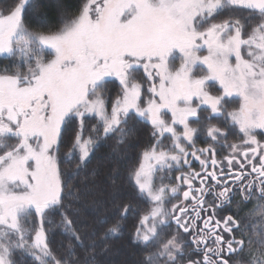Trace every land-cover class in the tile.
<instances>
[{
  "label": "snow or ice",
  "instance_id": "snow-or-ice-1",
  "mask_svg": "<svg viewBox=\"0 0 264 264\" xmlns=\"http://www.w3.org/2000/svg\"><path fill=\"white\" fill-rule=\"evenodd\" d=\"M0 5V264H111L101 257L132 206L82 235L64 201L79 199L70 181L101 143L133 147L141 123L155 142L131 175L151 205L130 236L137 264H264V0H84L75 15L63 0L54 14L41 0ZM54 229L68 241L59 255Z\"/></svg>",
  "mask_w": 264,
  "mask_h": 264
},
{
  "label": "trees",
  "instance_id": "trees-1",
  "mask_svg": "<svg viewBox=\"0 0 264 264\" xmlns=\"http://www.w3.org/2000/svg\"><path fill=\"white\" fill-rule=\"evenodd\" d=\"M41 2L50 7L43 8L41 11L55 13L56 0H41ZM70 9V15L78 14L79 8L84 0H63ZM4 6V5H0ZM225 18V17H222ZM33 16L26 17V22L31 23ZM7 59H0V67L7 65ZM109 81L107 85L111 86L110 95L117 94L119 90L114 83ZM215 91V89H212ZM92 123H95L93 120ZM152 126L150 123H141L138 125V132L130 143L133 147L125 145L116 152L114 140L102 142L98 150L94 152L90 163L78 175L73 176L70 181V187L79 196L78 200L71 197L65 199L66 206L70 205V218L76 221V227L81 234L91 233L93 229L103 235L104 229H101L97 223L98 219L116 214V208L122 204H130L132 211L127 219L121 221L124 226V233L119 239H110L107 241L109 254L107 257H101L111 262V264H137L142 253L139 249L130 243L131 233L137 221L138 214H143L151 207L150 203L138 194V189L131 181V173L141 163L142 153L150 148L155 142L152 136ZM14 142V141H12ZM165 146L170 145V141L165 140ZM72 171V167L62 165V180ZM159 184V177L155 179ZM167 183L168 181L165 180ZM78 213V214H77ZM59 222V216L55 217ZM38 224V220L36 221ZM99 236L97 240L99 241ZM50 247L54 253L60 254L67 246V238L61 235L60 229H54L50 233ZM80 251L79 249L77 250ZM99 251V249H97ZM83 255V253H80ZM19 255L20 264H31L30 257Z\"/></svg>",
  "mask_w": 264,
  "mask_h": 264
},
{
  "label": "rangeland",
  "instance_id": "rangeland-1",
  "mask_svg": "<svg viewBox=\"0 0 264 264\" xmlns=\"http://www.w3.org/2000/svg\"><path fill=\"white\" fill-rule=\"evenodd\" d=\"M206 54V53H205ZM0 59H5V58H0ZM9 64V61L7 63V65ZM7 65H3L0 67V70H3V68ZM176 65L178 66L179 65V60L176 61ZM138 79H140V81L142 82L143 86H144V93H143V97L144 99H147L149 93L147 92V88L149 86V81H147L146 77L144 76V73H143V69L140 70V73L138 74ZM112 83H114L115 87L119 90V92L117 94H114V95H110V88L111 86L107 85V91L105 92V98L106 100L109 102V108H110V104L112 101L115 100V98L120 94V85H119V81L118 79H116L115 77L111 78L110 79ZM216 87L218 88L219 85H216ZM213 94H215V91H213ZM230 103H228L227 105H225L226 108H228V110H231L232 108L234 107H237L238 106V98L237 97H229L227 98ZM212 123H219V121L217 120H213ZM193 126H197V125H193ZM139 167V165L136 167V169ZM133 173V172H132ZM131 173V175H132ZM159 177V173H157V175L154 177V183L157 184L155 182V179ZM132 181V179H131ZM132 183L134 184V182L132 181ZM135 185V184H134ZM158 185V184H157ZM136 187V186H135Z\"/></svg>",
  "mask_w": 264,
  "mask_h": 264
},
{
  "label": "flooded vegetation",
  "instance_id": "flooded-vegetation-1",
  "mask_svg": "<svg viewBox=\"0 0 264 264\" xmlns=\"http://www.w3.org/2000/svg\"><path fill=\"white\" fill-rule=\"evenodd\" d=\"M212 121H213V120H212ZM259 138H260V137L258 136V139H259ZM229 139H230V142L233 140L232 137H230ZM196 146L199 148V147H205L206 145L203 144V143H201L200 141H197V145H196ZM224 154H226V151L223 152V153H221V156L224 155ZM217 158L220 159L221 157L218 156ZM189 160H190V163H191L192 169L195 170V171H200V165H199V162L196 161V160H194V159H192L191 157H189ZM185 170H187V166H185ZM179 174H180L179 172L174 173V175H179ZM197 186H199V185L197 184ZM206 199H209V200H210L211 198H210V197H206ZM239 199H240V197L237 196V197H236V200L238 201ZM255 204H256V201L253 200L252 202H250V203H248V204H246V205H242V207H243V212L241 213V215H244V214L248 213L250 210H252ZM236 206H237V205H236V202L234 201L230 208H227V207H226V208H225L222 212H220L219 214H220V215H227V214H229L230 212L234 211L235 208H236ZM259 211H260V210L257 208V209H256V212L258 213ZM196 258H198V257H196Z\"/></svg>",
  "mask_w": 264,
  "mask_h": 264
}]
</instances>
